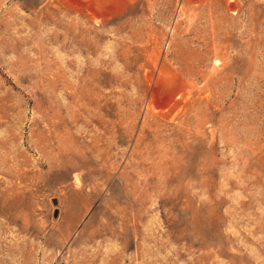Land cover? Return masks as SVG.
<instances>
[{
	"label": "rangeland",
	"instance_id": "rangeland-1",
	"mask_svg": "<svg viewBox=\"0 0 264 264\" xmlns=\"http://www.w3.org/2000/svg\"><path fill=\"white\" fill-rule=\"evenodd\" d=\"M0 264H264V0H0Z\"/></svg>",
	"mask_w": 264,
	"mask_h": 264
}]
</instances>
